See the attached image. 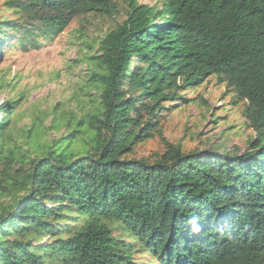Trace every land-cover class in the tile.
Here are the masks:
<instances>
[{
  "label": "trees",
  "instance_id": "trees-1",
  "mask_svg": "<svg viewBox=\"0 0 264 264\" xmlns=\"http://www.w3.org/2000/svg\"><path fill=\"white\" fill-rule=\"evenodd\" d=\"M161 2L126 0L123 20L98 42L88 82L99 103L77 123L84 133L30 157L12 139L17 104L0 105V264H138L137 255L264 264V0ZM7 6L47 37L78 17L118 13L111 0ZM22 24L0 26V37L20 33L23 45L32 34ZM210 77L245 103L252 137L242 153H185L162 137V103ZM154 137L163 153L131 158Z\"/></svg>",
  "mask_w": 264,
  "mask_h": 264
},
{
  "label": "rangeland",
  "instance_id": "rangeland-1",
  "mask_svg": "<svg viewBox=\"0 0 264 264\" xmlns=\"http://www.w3.org/2000/svg\"><path fill=\"white\" fill-rule=\"evenodd\" d=\"M12 1L17 0H0V26L20 21L32 37L25 36L23 45L17 42L20 33L8 32L0 37L3 41L0 43V105L4 101L17 104L10 117L13 143L28 156L40 157L72 130L85 132V126L77 123L95 111L100 93L88 82L94 69L89 58L96 54L105 33L123 20L126 0H111L118 9L111 18L78 17L54 37H47L36 23L19 20L17 10L7 6ZM138 3L155 8L162 5L161 0H138ZM128 62L130 70L134 58ZM177 95L179 99L162 103L168 109L160 120L165 141L179 145L185 153L196 150L234 155L245 150L247 140L252 137L242 116L245 103L237 101L224 84L210 77L198 86L178 91ZM84 149L83 142L71 147L75 156L83 154ZM163 152L162 140L154 137L139 145L131 158L153 160ZM136 259L138 264H156L147 255H137Z\"/></svg>",
  "mask_w": 264,
  "mask_h": 264
}]
</instances>
